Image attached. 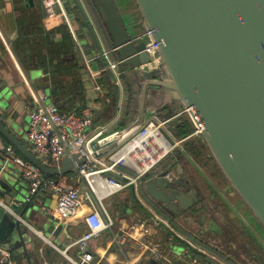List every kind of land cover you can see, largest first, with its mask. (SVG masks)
<instances>
[{
	"label": "crops",
	"instance_id": "crops-1",
	"mask_svg": "<svg viewBox=\"0 0 264 264\" xmlns=\"http://www.w3.org/2000/svg\"><path fill=\"white\" fill-rule=\"evenodd\" d=\"M63 1L76 26L75 35L61 15L55 19L50 18L40 0H0V91L5 97V105L0 109V126L9 129L32 153V146L27 138L28 111L34 104L30 88L47 103H53L54 98L66 102L67 110L75 109L77 114H82L86 107L92 106L94 116L91 131L99 126H106L107 134L128 126L137 118L142 88L147 81L167 77L163 65L156 61V58L150 63L151 69H155L148 73L149 76H140L135 70L119 64L118 54L112 50L111 36L92 0ZM117 2L128 29L136 35L145 32L144 19L136 0ZM105 52L107 54L103 55ZM102 58L107 64V76H111L110 80L108 77L106 79L101 68ZM55 66H60L59 69L63 72H70L59 77L67 83L65 86H69L65 92L57 89L58 78L52 73ZM175 102L177 101L173 93L164 91L153 83L148 84L147 120L156 118L154 114L159 113L166 105H174ZM133 103L136 104L135 113L130 111ZM81 105L82 108L78 109ZM173 108L177 112L183 111L182 105L179 104H175ZM165 129L176 147L146 176L170 170L171 176L185 183L180 188L186 194L194 191L198 201L179 215L172 216L148 194L142 183L145 176L118 193L111 194L107 186H102L105 193L103 201L107 209L110 211L112 202L119 199L126 213L116 219L118 221L114 220L112 227L92 239L90 250L94 260L91 264H165L163 260L153 258L146 250L144 245L149 240L159 242L172 258H183L186 243L179 234L185 235L184 231L181 232L177 227H180L181 222H176L175 219L185 218L186 221L199 216H202L198 221L199 228L209 239L206 240L200 235L192 237L234 264H253L249 259H244L241 252L237 253L236 248L241 247L242 251L247 252L246 247L249 246L241 244L233 232L241 229L239 210L251 212L230 184L204 138L199 134L191 135L194 125L188 116L181 119V125L177 126L175 133ZM9 146L13 147L17 155L27 159L0 133V154L5 156L18 189L28 198L29 184L22 177L19 168L10 160L7 151ZM201 160L212 164L214 176ZM47 165L57 167L49 162ZM117 171L129 175L136 174L123 166L117 167ZM108 175L123 180L122 175L117 172H108ZM48 177L63 185H78L83 190L87 189V181L80 177L77 169ZM98 185L99 182L95 180L96 188ZM134 199L138 201L137 204L132 202ZM32 201L42 210V213H37L38 217L44 218L49 214L58 218L55 214V197L51 193L39 192L33 196ZM0 204H3L2 200ZM88 210V205L84 203L75 217L69 218L63 224L55 222L56 228L60 226L61 230L57 235L50 236L45 235L39 223L22 218L37 248L35 252L29 251L32 256L39 257L42 264H75L72 260L79 259L75 241L86 230L84 217ZM14 215L18 216L15 213ZM157 215L166 219L168 224L158 222ZM122 232L131 234V238L123 244L115 239L116 235ZM258 241L259 239L257 244ZM251 245L254 251L255 245ZM47 248L50 249L49 252ZM256 248L258 250L259 246ZM192 253L197 255L195 250ZM252 257L256 258L257 255ZM6 258H9L8 262ZM0 263L29 264L22 253L17 256L1 245ZM180 264L186 263L182 261Z\"/></svg>",
	"mask_w": 264,
	"mask_h": 264
},
{
	"label": "water",
	"instance_id": "water-1",
	"mask_svg": "<svg viewBox=\"0 0 264 264\" xmlns=\"http://www.w3.org/2000/svg\"><path fill=\"white\" fill-rule=\"evenodd\" d=\"M92 2L111 36L119 64L149 76L155 69L150 63L156 58L167 75L143 85L137 118L107 133L95 144L96 154L111 152L145 123L148 84L160 86L174 94V105H182L183 111L166 105L154 116L167 121L165 128L171 133L185 116L198 125V116L203 125L199 135L264 230V0H136L144 30L151 32L154 52L148 49L149 41H135L136 34L128 29L117 0ZM4 105L0 91V109ZM0 133L45 176L66 174L86 160L75 152L63 158L60 166L51 167L9 129L0 126ZM11 174L0 154V245L17 256L22 253L29 264H42L31 254L37 248L21 219L39 223L46 236L57 235L61 227L56 228L55 222L67 220L49 214L38 217L41 208L18 189ZM142 183L159 204L179 200L176 207L186 210L198 201L194 191L186 194L177 187L185 183L171 176L170 170L145 176Z\"/></svg>",
	"mask_w": 264,
	"mask_h": 264
},
{
	"label": "built area",
	"instance_id": "built-area-1",
	"mask_svg": "<svg viewBox=\"0 0 264 264\" xmlns=\"http://www.w3.org/2000/svg\"><path fill=\"white\" fill-rule=\"evenodd\" d=\"M40 1L50 18L55 19L56 16L61 15L70 31L75 35L76 26L73 24L63 0ZM150 35V31L143 32L135 36V41H149ZM148 43L150 44L148 49L154 52V42L149 41ZM105 54L107 52L103 53V55ZM112 65L115 66V64ZM30 91L34 104L28 111L27 138L34 155L46 164L49 162L59 166L66 156L81 152V156H84L86 160L76 169L80 177L87 181V189L83 190L78 185H63L55 179L45 176L31 161L17 155L12 146L7 148L9 158L19 168L22 177L29 184L30 197L28 200L39 192L51 193L55 197V214L60 220L75 217L80 212L82 204L88 205L89 210L84 217L86 230L75 241L79 259L72 261L75 264H91L94 260V255L90 250L92 239L112 227L114 221L104 204L103 198L91 185L89 178H98L101 186H107L111 194L118 193L151 172L176 147V144L170 141L162 130L167 121L150 118L114 150L103 155H97L95 144L106 135L107 128L106 126H99L91 131L94 116L92 106L86 107L82 114L73 111L62 112L55 104L47 103L43 97L35 95L31 88ZM195 117L198 120V125L194 124L191 135H198L203 129L200 119L197 115ZM152 132L160 133L163 141L167 143V150L162 155H158L156 152L157 146L155 140H152ZM134 140L141 141L143 143L142 148L125 152L127 145ZM158 149L162 150V146H158ZM120 166L133 170L136 177L133 178L129 174L117 171V167ZM108 172H117L126 180L122 181L112 177L108 175ZM156 219L158 222L168 224V221L159 215L156 216ZM179 237L186 243L183 258H172L159 242L149 240L144 246L153 258L163 260L165 264H180L182 261L186 264H231L226 258L196 240L180 234ZM130 238L131 234H124L123 232L115 237L116 241L121 244ZM194 250L197 255L192 253ZM8 259H5L6 262Z\"/></svg>",
	"mask_w": 264,
	"mask_h": 264
},
{
	"label": "rangeland",
	"instance_id": "rangeland-1",
	"mask_svg": "<svg viewBox=\"0 0 264 264\" xmlns=\"http://www.w3.org/2000/svg\"><path fill=\"white\" fill-rule=\"evenodd\" d=\"M164 134L167 136V138L170 141H173V139L168 135L167 131L165 128L162 129ZM202 162H204L205 166L208 168L209 173H212V175L214 176V170H213V166L211 163L207 164L206 160H201ZM205 171V170H204ZM207 172V171H206ZM208 173V172H207ZM151 175V174H149ZM133 178L136 177L135 175H131ZM216 181H219L218 179H216ZM121 200L117 199L114 202H112V204L110 205V211L109 213L112 216L113 221L116 219H119L122 215H124L126 213V209L125 207L120 205ZM119 203V204H118ZM105 204V202H104ZM218 204H221L220 202H218ZM105 206L107 207V205L105 204ZM223 206V204H222ZM240 223L241 225V229H237L236 226H233V228L237 229L234 230V234L235 236H237V238L240 240V242H242L241 244H246L249 247H246V250L248 249L247 252L242 251L241 247L236 248L237 253L238 251L241 252L244 255V259H249L251 263L253 264H264V230L261 227V225L257 222L256 218L253 216V214L246 212V211H240ZM185 218H179V219H175L176 222H181L180 227L177 226L181 232L184 233V235L189 238V239H193V235H200L201 237L206 238V240H208L209 238L205 237V234L203 232H201L202 229L199 228V223L198 221H200L202 219V216L196 217L194 220H189L187 219L186 221L184 220ZM118 221V220H116ZM251 231L254 235H252V233L248 232ZM179 231V232H180ZM201 232V233H200ZM182 233V234H183ZM250 234V235H249ZM207 236V235H206ZM209 237V236H208ZM259 239V243L257 244V240ZM194 240V239H193ZM254 241V242H253ZM254 244V251L252 250L253 246L251 244ZM256 246H259L258 250L256 248ZM225 248V245L223 246ZM223 249V248H222ZM257 250V251H256ZM236 255V253H234ZM257 255L256 258L252 257L253 255ZM243 259V258H242Z\"/></svg>",
	"mask_w": 264,
	"mask_h": 264
},
{
	"label": "trees",
	"instance_id": "trees-1",
	"mask_svg": "<svg viewBox=\"0 0 264 264\" xmlns=\"http://www.w3.org/2000/svg\"><path fill=\"white\" fill-rule=\"evenodd\" d=\"M56 67V66H55ZM59 67L60 66H58V67H56L54 70H52V73H53V76L54 77H56V78H58L57 79V84L59 85L58 86V90L59 91H63V92H65L66 90H67V88L69 87L68 85L67 86H65V84H67L64 80L63 81H61L60 79H59V77H61L62 76V74H68V73H70L69 71H61L60 69H59ZM101 68L103 69V73H105V76H106V79H107V77H108V80H110V78H111V76H107L108 75V73H109V70L107 69V64L103 61V58L101 59ZM57 75V76H56ZM56 89V90H57ZM54 93H56V91L54 90ZM54 104L56 103V105L59 107V110L60 111H62V112H70V111H73V112H75L76 110L75 109H73V110H67V105H66V102H60V101H58L57 100V98H54V102H53ZM135 105L136 104H132L131 105V113L133 112V113H135L136 112V107H135ZM135 107V108H134ZM82 108V105L78 108V109H81ZM134 108V109H133ZM77 109V110H78ZM128 112V109L126 108L125 109V113H127ZM126 179H123L122 181H125ZM133 196V195H132ZM134 198V197H133ZM134 204H137L136 202H138L136 199H134L133 201H132ZM125 204V203H124ZM126 205V204H125ZM193 239L194 240H196L194 237H193ZM198 243H200V244H202L201 242H199L198 240H196ZM203 246H204V244H202ZM208 247V246H207ZM195 254H197V252L195 253ZM222 257H224V258H226L225 256H222ZM226 260L227 261H229L231 264H234V263H232L229 259H227L226 258ZM0 264H8V263H0Z\"/></svg>",
	"mask_w": 264,
	"mask_h": 264
},
{
	"label": "bare ground",
	"instance_id": "bare-ground-1",
	"mask_svg": "<svg viewBox=\"0 0 264 264\" xmlns=\"http://www.w3.org/2000/svg\"><path fill=\"white\" fill-rule=\"evenodd\" d=\"M151 137L153 138L152 140H155L154 142H155V145L157 146L156 152L158 153V155H162L167 150V147H168L166 141H163L162 135L160 133H157V132H152ZM160 145L162 146V150L158 149V146H160ZM142 146H143V143L141 141L134 140L129 145H127L125 152L135 151L138 148H142ZM149 157L153 158L152 156H149ZM89 180H90L91 185L98 191L100 197L103 198L105 196L104 195L105 193L102 191L103 189H102L100 180L96 177H94V178L90 177ZM95 180L99 182V185L97 186V188L95 186Z\"/></svg>",
	"mask_w": 264,
	"mask_h": 264
},
{
	"label": "flooded vegetation",
	"instance_id": "flooded-vegetation-1",
	"mask_svg": "<svg viewBox=\"0 0 264 264\" xmlns=\"http://www.w3.org/2000/svg\"><path fill=\"white\" fill-rule=\"evenodd\" d=\"M176 180H179V179H176ZM177 187L179 189H181L180 187H182V186H177ZM179 204H180L179 200H174V204L171 203V205H168V204L163 205L160 203L159 205L163 210L167 211L169 214H171L173 216V215H179L180 213H182L184 211V209L176 207V206H179Z\"/></svg>",
	"mask_w": 264,
	"mask_h": 264
}]
</instances>
